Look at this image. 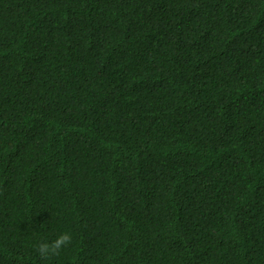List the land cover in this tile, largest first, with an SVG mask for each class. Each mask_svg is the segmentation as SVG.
<instances>
[{
  "label": "trees",
  "instance_id": "1",
  "mask_svg": "<svg viewBox=\"0 0 264 264\" xmlns=\"http://www.w3.org/2000/svg\"><path fill=\"white\" fill-rule=\"evenodd\" d=\"M0 264H264V0H0Z\"/></svg>",
  "mask_w": 264,
  "mask_h": 264
},
{
  "label": "clouds",
  "instance_id": "2",
  "mask_svg": "<svg viewBox=\"0 0 264 264\" xmlns=\"http://www.w3.org/2000/svg\"><path fill=\"white\" fill-rule=\"evenodd\" d=\"M72 243V235L68 232L61 233L50 242H40L36 245V252L41 260H48L58 256L61 251Z\"/></svg>",
  "mask_w": 264,
  "mask_h": 264
}]
</instances>
